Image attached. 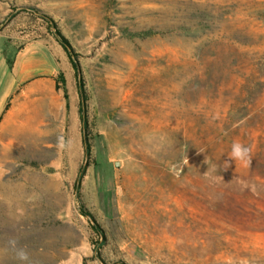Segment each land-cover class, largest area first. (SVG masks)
I'll use <instances>...</instances> for the list:
<instances>
[{"label":"rangeland","instance_id":"obj_1","mask_svg":"<svg viewBox=\"0 0 264 264\" xmlns=\"http://www.w3.org/2000/svg\"><path fill=\"white\" fill-rule=\"evenodd\" d=\"M1 63L0 264H264V0H0Z\"/></svg>","mask_w":264,"mask_h":264},{"label":"trees","instance_id":"obj_2","mask_svg":"<svg viewBox=\"0 0 264 264\" xmlns=\"http://www.w3.org/2000/svg\"><path fill=\"white\" fill-rule=\"evenodd\" d=\"M48 22L50 25H52V21L50 19H48ZM52 34L54 35L57 42L61 45V47L65 51V53L68 57V60L71 64V67L74 71V76L76 79V89H77L79 96H80V104H79L78 112H79V116H80L81 120L83 121L84 120L83 119V104H84L85 98H84L83 86H82L81 68H80V65H79V62L77 59V55L74 52L71 45L69 44L68 40L60 33V31L58 29L53 28ZM58 82H61V83L64 82V78H63V75L61 73L58 74ZM64 97L67 99V94H66L65 90H64ZM66 107H67V104H66ZM82 135H83L82 139H83V144H84L86 155H89L90 147L87 143L84 129H82ZM83 171H84V167L81 166L79 168V174H78V177L76 179V187H78V185L80 183ZM76 201L78 203L80 212L89 219L91 227L100 236V238H103L104 237L103 231L100 229L98 224L95 222L92 215L84 208V205L81 203V201L79 199L78 190H76Z\"/></svg>","mask_w":264,"mask_h":264},{"label":"crops","instance_id":"obj_3","mask_svg":"<svg viewBox=\"0 0 264 264\" xmlns=\"http://www.w3.org/2000/svg\"><path fill=\"white\" fill-rule=\"evenodd\" d=\"M59 54H62L63 58L66 59V53L65 51H59ZM20 65H23L22 63ZM2 69H1V74H0V139H1V134H2V130L5 126V122L7 120V115L5 116V109H6V105L8 104V102L11 101L17 87L15 85V82L18 84L20 83L19 78L24 79L23 82L25 81L26 76L28 75V71L22 69L19 74L18 77L16 76V78L14 77V75L11 73L10 70H8V68L5 66L3 67L2 63H1ZM24 67V65H23ZM22 67V68H23ZM10 75V81L8 82V85L6 87H3V81L5 76ZM53 74V72H50V75ZM23 92V90H22ZM26 92V91H24Z\"/></svg>","mask_w":264,"mask_h":264},{"label":"clouds","instance_id":"obj_4","mask_svg":"<svg viewBox=\"0 0 264 264\" xmlns=\"http://www.w3.org/2000/svg\"><path fill=\"white\" fill-rule=\"evenodd\" d=\"M250 152H251L250 148L244 146L240 142H233L229 157H231L235 161H240L247 166L251 164ZM220 179H222V177H220ZM238 183L241 185L242 189L248 187L247 183L243 180H239ZM18 259L21 262H27L28 261L27 253L24 252L23 250H20L18 252Z\"/></svg>","mask_w":264,"mask_h":264}]
</instances>
